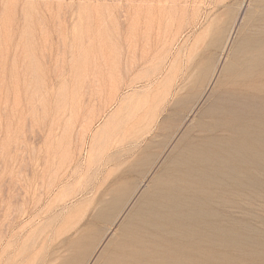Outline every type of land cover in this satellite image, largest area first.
Returning a JSON list of instances; mask_svg holds the SVG:
<instances>
[{
	"label": "rangeland",
	"instance_id": "374dc122",
	"mask_svg": "<svg viewBox=\"0 0 264 264\" xmlns=\"http://www.w3.org/2000/svg\"><path fill=\"white\" fill-rule=\"evenodd\" d=\"M263 13L264 0H0V264H105L183 136L203 134ZM231 195L223 215L263 232L264 199Z\"/></svg>",
	"mask_w": 264,
	"mask_h": 264
},
{
	"label": "bare ground",
	"instance_id": "6f19581e",
	"mask_svg": "<svg viewBox=\"0 0 264 264\" xmlns=\"http://www.w3.org/2000/svg\"><path fill=\"white\" fill-rule=\"evenodd\" d=\"M243 28L203 113V134L183 136L173 170L142 197L105 264H264V231L221 209L233 189L264 199V13Z\"/></svg>",
	"mask_w": 264,
	"mask_h": 264
}]
</instances>
